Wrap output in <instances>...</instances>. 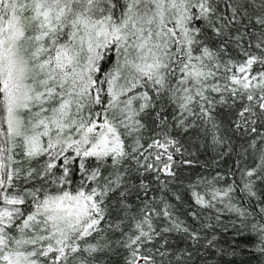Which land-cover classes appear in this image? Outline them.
Segmentation results:
<instances>
[{
	"label": "snow or ice",
	"instance_id": "6c2138e0",
	"mask_svg": "<svg viewBox=\"0 0 264 264\" xmlns=\"http://www.w3.org/2000/svg\"><path fill=\"white\" fill-rule=\"evenodd\" d=\"M246 255L264 264V0H0V264Z\"/></svg>",
	"mask_w": 264,
	"mask_h": 264
},
{
	"label": "trees",
	"instance_id": "16d2710c",
	"mask_svg": "<svg viewBox=\"0 0 264 264\" xmlns=\"http://www.w3.org/2000/svg\"><path fill=\"white\" fill-rule=\"evenodd\" d=\"M211 154L208 153L207 155L205 154H200V159L201 160H204V159H207L208 156H210ZM232 165V161L231 160H225L223 163H222V166H221V171H224L225 169H227L228 167H230ZM196 172H199L200 169L197 168L195 169ZM241 243H243V241H241ZM238 260H244L247 262V264H258V261L254 258V257H251V256H243V257H240L238 258Z\"/></svg>",
	"mask_w": 264,
	"mask_h": 264
}]
</instances>
